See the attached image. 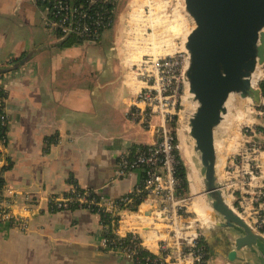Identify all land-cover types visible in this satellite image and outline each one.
<instances>
[{"label": "crops", "instance_id": "obj_1", "mask_svg": "<svg viewBox=\"0 0 264 264\" xmlns=\"http://www.w3.org/2000/svg\"><path fill=\"white\" fill-rule=\"evenodd\" d=\"M37 4L33 0H0V76L7 91L5 106L9 114L4 146L7 165L1 180L3 187L15 192L10 195L0 188V197L27 222L25 230L10 223L0 225V264H128L123 255L98 246V212L76 206L51 208L47 199L67 192L73 184L115 199L141 180L139 168L117 174L120 152L159 139L155 127H145L127 115L139 86L129 70L131 49L125 46L120 52L124 68L118 91L112 96L101 95L79 77L84 63L76 59L80 46L94 42L75 40L62 45L46 26L44 10L39 4L42 16ZM50 33L54 41H50ZM120 39L122 42V34ZM92 55L88 60L90 74L101 65L99 57L94 59ZM111 98L131 119L129 122L122 116L129 126L140 123L146 128L148 140L139 139L137 132L127 131L126 137L113 131L111 126H118L117 121L104 115ZM258 113L263 114L262 119L250 128L245 140L263 137L264 110ZM102 119L110 128L98 124ZM257 158L259 169L251 182L254 189L264 188V150L257 153ZM221 168L223 194L254 225L249 214L254 201L248 195V209L240 210L238 195L231 197L223 186L226 164ZM151 200L143 203L147 212L157 207L156 200ZM259 215L264 224V202L259 204ZM123 221L130 223L127 218ZM200 232L208 251L205 264H264L262 242L241 247L234 259H229L226 254L239 234L236 229L216 225ZM147 239L155 249V238Z\"/></svg>", "mask_w": 264, "mask_h": 264}, {"label": "built area", "instance_id": "obj_2", "mask_svg": "<svg viewBox=\"0 0 264 264\" xmlns=\"http://www.w3.org/2000/svg\"><path fill=\"white\" fill-rule=\"evenodd\" d=\"M33 1L42 6L46 26L58 39L73 37L79 42L97 41L100 32L114 24L118 2ZM147 8L149 11L148 4ZM165 8L162 5L160 12L165 13ZM148 55V58L142 60L144 64L141 61L129 66L131 77L139 82V86L132 97L127 115L145 127H155L159 139L133 151L126 149L119 153L117 159L118 175L139 168L142 170L141 180L115 199L105 198L92 188L73 184L67 192L52 194L47 200L51 208L76 206L98 212V246L123 255L128 264H205L208 251L200 232L201 225L196 223L197 218L191 217L185 208L186 193L178 194L176 191L178 139L175 133L177 126L174 128L172 121L176 115L180 90L186 82L184 72L187 63H183L187 53L177 51L157 54L155 57L153 54ZM262 65L264 67V62ZM2 80L0 76V188L11 195L15 193L14 190L3 187L1 180L2 171L7 165L4 146L8 140L9 121L5 106L7 91ZM261 101L260 109L263 111L264 94L261 95ZM261 150H264V134L258 140H244L238 156L229 158L223 184L231 197L238 195L240 210L248 209L247 196H250L254 205L249 208V214L257 226L261 224L259 204L264 202V188L254 189L251 182L259 169L257 153ZM151 198L156 200L157 207L147 212L143 203ZM126 218L130 220L129 224L123 223ZM150 218L155 249L147 242L146 230H143L146 228L143 222ZM4 223L13 224L22 230L27 228L26 220L15 214L0 197V225Z\"/></svg>", "mask_w": 264, "mask_h": 264}, {"label": "water", "instance_id": "obj_3", "mask_svg": "<svg viewBox=\"0 0 264 264\" xmlns=\"http://www.w3.org/2000/svg\"><path fill=\"white\" fill-rule=\"evenodd\" d=\"M184 5L194 20L184 42L188 53L185 78L196 101L188 132L204 168L203 193L222 217L215 221L216 225L234 228L239 233L226 254L234 259L241 247L264 244V234L222 192L216 169L214 129L226 111L230 93L250 96L255 104L261 101V89L252 85L251 74L264 62V0H184ZM145 227L146 237L151 238L150 224Z\"/></svg>", "mask_w": 264, "mask_h": 264}, {"label": "rangeland", "instance_id": "obj_4", "mask_svg": "<svg viewBox=\"0 0 264 264\" xmlns=\"http://www.w3.org/2000/svg\"><path fill=\"white\" fill-rule=\"evenodd\" d=\"M134 1H136V5L132 6L131 4ZM134 1L118 0L114 24L111 27L103 29L96 42L85 44L82 47L80 46L81 51L76 58L79 62L84 63L79 77L85 78L88 81L90 89H96L99 94L106 97L112 96L115 91H118V86L121 83L124 67L120 52L122 53V51H124L123 47L125 48V46H128V48L131 49V54L128 55L130 64L145 60L148 58V54H153L155 57L157 54H168L177 51L187 53L184 42L187 33L194 26V20L185 10L184 0ZM33 2L37 4V2ZM147 4L150 6L149 11ZM37 5L43 16L39 3ZM162 5L164 8L166 7L164 10L165 13L160 12ZM121 34L123 35V44L120 39ZM48 37L50 41L55 40L52 33H50ZM89 55H92L94 59L99 57L101 64L97 67V71H94L92 74H90L89 71ZM185 63H188V53L183 64ZM142 64H144L143 61ZM258 65H260L256 70L258 78H255L253 82V86L255 87H259V81L263 78L264 73L263 65ZM188 93V83L186 81L185 84L182 85L180 97H178L176 108L177 127L180 125L179 121L181 120V115L183 114L182 117H184L187 111H193L196 106L186 105ZM231 94L233 95L231 100L225 103L226 111L223 113L221 121L216 126L218 133L216 132L214 135L216 164L218 166L217 172L219 176L221 174L220 170H222V165H227L229 163V158L232 156H238L241 147L244 146V140L250 128L255 127L257 124L256 122L260 121L263 116V114L258 113L261 110L260 106L262 101H260L259 104H255L250 96L243 97L236 92H232ZM112 100L111 98V102L109 101L111 106L109 105L106 108L107 112L104 115L107 119L117 121L118 126L115 124L113 126L110 125L113 131L123 132L126 137L127 131L132 134L137 132L136 136L139 139L142 137L143 141H145V139L148 140L150 136L145 130L146 128L140 123H132L135 127L129 126L123 118L129 122H131V119H129L123 111L120 112V107L115 106ZM115 116L117 119H115ZM104 120L105 119H102V121L99 120L98 124L110 128V126L103 123ZM183 132L189 144V148L192 150L191 156L198 170V175L203 178L204 168L200 161L199 151L194 149L195 141L190 136L187 129H184ZM179 154L181 158H183L181 152H179ZM184 163L187 165L186 161H184ZM186 198L187 202L185 208L191 217L197 218L196 223L201 225V231L207 227L216 226L215 221L222 219L221 215L212 207L211 209H207L209 213L206 216L198 212L193 204L196 202L197 196L191 192L190 187L189 191L186 192ZM203 200L205 205L208 206L207 200L204 198ZM227 201L235 208L229 199H227ZM143 223L149 225L151 223V218ZM154 225L158 226L156 223Z\"/></svg>", "mask_w": 264, "mask_h": 264}, {"label": "bare ground", "instance_id": "obj_5", "mask_svg": "<svg viewBox=\"0 0 264 264\" xmlns=\"http://www.w3.org/2000/svg\"><path fill=\"white\" fill-rule=\"evenodd\" d=\"M259 66L260 65H258L256 67V69L251 74V83H252V85H253V82H254L255 78L256 79L258 78V73L256 72V70H257V68ZM258 72H259V70H258ZM255 73H257V74H255ZM191 96H192V93L189 92L188 93V98H186V105L187 106L188 105H191V106H195L196 105V101L193 100ZM232 96L233 95L230 93L228 95L227 99H226V102H228L229 100H231ZM227 107H228V105H227ZM192 112L193 111H187V113L184 115V117H182L183 114L181 115V120L179 121V124L180 125L177 127L178 150H179V152H181V155H182L184 161H186V163H187V165H186L187 166V177H188V180H189L190 190H191L192 193L196 194V196H197L196 202L193 203L194 204V207L196 208V210L198 212H200L202 215L206 216L209 213L207 211V209L208 208L211 209V206H210V203L208 202V200L206 199L205 194L203 193V186H204L203 181H202L203 178H201L198 175V170H197V168H196V166L194 164V161L192 159V156H191V153H192L191 151L192 150H190L189 144H188L187 139H186V137L184 135V132H183L184 129L189 130L188 121H189V117H190V115H191ZM216 132L218 133V131L216 130V127H215V129H214V135L216 134ZM216 169H218L217 164H216ZM202 194H204V195H202ZM200 196H202L204 199L207 200V202L209 204L208 206L205 205V202H204L203 198L200 197Z\"/></svg>", "mask_w": 264, "mask_h": 264}, {"label": "trees", "instance_id": "obj_6", "mask_svg": "<svg viewBox=\"0 0 264 264\" xmlns=\"http://www.w3.org/2000/svg\"><path fill=\"white\" fill-rule=\"evenodd\" d=\"M74 41H75V39L73 37H66V38H63L60 40L62 45H68ZM259 87L261 89L262 94H264V79L259 81ZM176 118H177V115L174 116V120L172 121V125L174 126V128L176 127V120H175ZM260 128H263V127H260ZM175 133H176V131H175ZM176 154H177V159H178L177 169H176V174H175V176L178 180V184L176 186V191L178 194H183V193H186L189 191L188 179H187V174H186V165L184 163L183 158H181V156L179 154V150H177V149H176ZM92 210H94V209H92ZM106 222L109 223V220L107 219ZM258 228L262 232H264V224L258 225ZM205 245H206V243H205ZM206 247H207V245H206Z\"/></svg>", "mask_w": 264, "mask_h": 264}]
</instances>
